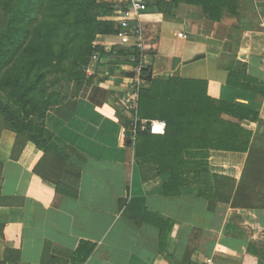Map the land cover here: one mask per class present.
I'll return each instance as SVG.
<instances>
[{"label": "crops", "instance_id": "0c3cea01", "mask_svg": "<svg viewBox=\"0 0 264 264\" xmlns=\"http://www.w3.org/2000/svg\"><path fill=\"white\" fill-rule=\"evenodd\" d=\"M143 1L139 48L119 27L130 0H101L112 4L105 20L116 32L96 38L102 51L85 80L67 82L75 94L58 85L62 100L44 120L56 151L27 143L14 158L16 134L0 131V264H40L46 247L66 254L79 241L94 245L83 264H264L251 252L264 246V0H236L237 14L220 21L198 4L180 2L164 13L155 0ZM130 48L137 53H120ZM237 60L252 91L227 83ZM138 64L151 74L140 75V91L154 86L157 100L160 80H202L208 97L257 113L256 121L221 114L252 132L247 151L184 150L185 159L201 163L199 176L188 165L189 183L164 194L171 173L157 171L148 146L136 155L121 106ZM160 218L172 221L162 232Z\"/></svg>", "mask_w": 264, "mask_h": 264}, {"label": "trees", "instance_id": "16d2710c", "mask_svg": "<svg viewBox=\"0 0 264 264\" xmlns=\"http://www.w3.org/2000/svg\"><path fill=\"white\" fill-rule=\"evenodd\" d=\"M180 2L201 5L206 17L215 21L225 13L234 16L238 12L236 0H155V5L167 13ZM113 11L112 4L101 0H0V118L1 129L16 134L12 157L18 158L27 143L45 153L58 149L44 126L46 113L62 100L58 85L85 80L83 68L94 53L102 51L94 45L96 38L116 32L114 22L105 20ZM131 51L136 52L130 48L120 53L128 55ZM147 72L142 68L141 78L151 80ZM227 83L252 91L253 80L239 60L229 69ZM157 99L154 86L150 92H139V118L163 120L165 130L163 134L139 133L136 155L141 154V146H148L157 171L171 173L163 185L164 194L176 195L189 183L188 165L194 166L199 176L201 163L185 159L184 150L247 151L252 132L222 119L221 114L256 121L257 113L208 97L204 81L160 80ZM171 224L160 218V230ZM166 234L161 233V237L166 238ZM93 248V244L79 241L73 252L56 255L46 247L40 264H83ZM251 252L264 260L257 250Z\"/></svg>", "mask_w": 264, "mask_h": 264}, {"label": "built area", "instance_id": "2783aa9c", "mask_svg": "<svg viewBox=\"0 0 264 264\" xmlns=\"http://www.w3.org/2000/svg\"><path fill=\"white\" fill-rule=\"evenodd\" d=\"M148 9L143 0H130L129 4L121 11L119 22L120 31L124 41H133L135 46L141 48L143 44L142 28L139 22L140 15ZM182 36V34H179ZM96 58L93 54L90 61ZM85 73L89 71V64L83 68ZM142 67L138 64L135 73L139 76L132 90L126 92L121 99L123 113L128 119V130L132 139L139 133L162 134L165 128L164 121L144 120L138 116V100L140 92V75ZM210 263V260H207Z\"/></svg>", "mask_w": 264, "mask_h": 264}, {"label": "rangeland", "instance_id": "374dc122", "mask_svg": "<svg viewBox=\"0 0 264 264\" xmlns=\"http://www.w3.org/2000/svg\"><path fill=\"white\" fill-rule=\"evenodd\" d=\"M74 82V81H73ZM61 88H59L62 92L66 93L67 95H73L75 94L76 92V88L74 85H71V84H65V83H62L60 84ZM1 118H0V131H1ZM36 147V146H35ZM37 148V147H36ZM39 149V148H38ZM260 254H262L264 256V248H260Z\"/></svg>", "mask_w": 264, "mask_h": 264}]
</instances>
